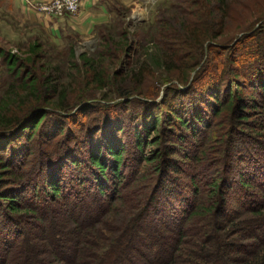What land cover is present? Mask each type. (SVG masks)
I'll list each match as a JSON object with an SVG mask.
<instances>
[{"label": "trees", "instance_id": "trees-1", "mask_svg": "<svg viewBox=\"0 0 264 264\" xmlns=\"http://www.w3.org/2000/svg\"><path fill=\"white\" fill-rule=\"evenodd\" d=\"M156 30L158 76L126 33L116 71L71 45L78 101L40 42L0 49V264H264V6L176 0Z\"/></svg>", "mask_w": 264, "mask_h": 264}, {"label": "rangeland", "instance_id": "rangeland-1", "mask_svg": "<svg viewBox=\"0 0 264 264\" xmlns=\"http://www.w3.org/2000/svg\"><path fill=\"white\" fill-rule=\"evenodd\" d=\"M119 1L121 2L122 0ZM119 1L113 0L112 9L106 10L105 16L107 18L99 20L102 22L92 26L91 31L82 32L83 30H81L82 33L80 32V26L79 29L74 30L68 25L65 26L66 24L64 23L76 24V18L80 17L81 11L58 18L44 15L51 19V23L41 27L42 25H39L41 23L25 20L21 13L8 10L5 3L3 6L0 4V49L6 52H14L24 59L28 54L29 45L34 41L40 42L43 46V53L46 56L45 65L55 74L60 75L61 81L66 83L70 92H77V94L72 95L71 100L73 101H78L86 96L81 97L79 95V89L82 86H78V82H80L81 78L72 65L73 62H76L79 66L82 64L79 60L71 59V45L74 48L76 57L86 54L90 58H99L100 53L105 51V56L103 57H105V63L108 64L110 57H108L104 46L111 43L113 45L110 49L111 55H114L115 61L110 68H112V71H116L122 69L119 60L122 59L123 61L126 58L123 55V51L117 50L119 49V44L125 43L123 38L125 34L122 33H126L132 43L135 44L130 53L131 63H134L140 57L151 65L154 73L158 76L160 71L154 65L155 62L153 60L158 55V48H156L155 44L157 21L160 15L173 9L176 0H125V5L119 3ZM241 3L248 10H250V6L260 3L264 6V0H241ZM239 10L242 13V10ZM54 24L57 25L56 28ZM238 25L237 21H233L230 24L232 28L230 33H234L232 36L234 37V43L242 35L241 32L235 33L233 31L237 29ZM64 27H67V29L62 31L61 29ZM57 31L58 33H55ZM220 41L224 40L217 42L224 43ZM212 65L213 62H211L210 66L213 67ZM128 67V64H125L124 69ZM8 83L9 76L6 66L0 59V98L8 87ZM106 92L107 90L98 91L95 96L96 98H102ZM91 117L92 115L90 117L87 116V118H82L81 121H86Z\"/></svg>", "mask_w": 264, "mask_h": 264}, {"label": "crops", "instance_id": "crops-1", "mask_svg": "<svg viewBox=\"0 0 264 264\" xmlns=\"http://www.w3.org/2000/svg\"><path fill=\"white\" fill-rule=\"evenodd\" d=\"M27 1L28 0H0V4L3 6L5 3L8 10H12L13 12L16 13L17 12L21 13V15L25 18V20L41 23L39 24L42 25L41 27H43V25L47 26L48 23H51L50 18L42 14L36 13V11L28 4ZM30 1H37V0H30ZM114 1H119V0H114ZM112 3L113 0H81V6H80L81 14L80 17L76 18L75 21L76 24L73 25L72 23L73 25L72 26L69 22L63 21L66 24L64 25L65 26L68 25L74 30L79 29L80 26V32L81 30H83L82 32L91 31L92 26L100 24L102 22L99 20H102L103 18H107L105 16V13L107 9L109 10L112 9V5H111ZM119 3L125 5L126 2L125 0H122L121 2L119 1ZM113 9H115V7H113ZM56 26L57 25L54 24L55 28ZM44 28L46 29V27ZM64 29H67V27H64L61 30L63 31ZM55 33H58V31Z\"/></svg>", "mask_w": 264, "mask_h": 264}, {"label": "built area", "instance_id": "built-area-1", "mask_svg": "<svg viewBox=\"0 0 264 264\" xmlns=\"http://www.w3.org/2000/svg\"><path fill=\"white\" fill-rule=\"evenodd\" d=\"M27 2L37 13L53 18L78 13L81 6V0H28Z\"/></svg>", "mask_w": 264, "mask_h": 264}]
</instances>
